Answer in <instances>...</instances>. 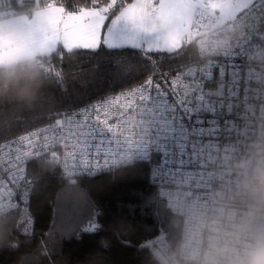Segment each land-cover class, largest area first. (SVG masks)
I'll return each instance as SVG.
<instances>
[{"label": "snow or ice", "instance_id": "obj_1", "mask_svg": "<svg viewBox=\"0 0 264 264\" xmlns=\"http://www.w3.org/2000/svg\"><path fill=\"white\" fill-rule=\"evenodd\" d=\"M6 3L0 0V20L21 12L33 13V19L27 38L0 32V58L10 59L31 45L44 59L47 78L52 75L47 61L58 49L119 53L110 73L114 78L121 77L131 59H137L143 69L142 78L118 94L99 95L78 111L57 113L63 119L55 120L52 144H36L26 135L19 139L27 141V151L14 147L16 141L0 147V152L7 149L0 157V184L9 191L10 204H16L15 208L0 207V217L14 222L15 233L28 235L27 221L17 219L16 214L35 183L29 165L61 168L64 178L75 183L78 174L151 163L154 181L181 177L199 187L203 170L183 162L191 161L197 152L205 155L207 149L239 135L242 127L250 126L249 121L264 116V0H107L103 4L90 0L88 7L72 6L67 0L59 4L51 0L43 7L40 0H33L32 7L18 0L19 8L4 10ZM242 12L255 15L259 23H227L236 21ZM211 23L236 31L229 48L214 55L197 52L192 59L161 71L160 57L182 58L193 37ZM60 146L63 154L56 151ZM77 146L86 162L69 168L68 157L76 158L70 149ZM101 214L93 208L82 230L99 231ZM43 252L38 248L36 254Z\"/></svg>", "mask_w": 264, "mask_h": 264}, {"label": "trees", "instance_id": "obj_2", "mask_svg": "<svg viewBox=\"0 0 264 264\" xmlns=\"http://www.w3.org/2000/svg\"><path fill=\"white\" fill-rule=\"evenodd\" d=\"M47 2L51 0H40V6ZM56 2L59 4L60 0ZM67 2L76 7L90 6V0ZM106 2L101 0L102 4ZM25 4L31 5L28 0ZM8 7L19 8L18 0H7L3 8ZM108 51L74 49L68 53L58 49L47 61L52 75L47 78L40 103L31 110L14 112L11 123L0 127V140L57 119L59 112L72 111L99 95L127 88L142 78L143 69L137 59L130 60L120 78L112 77L110 73L120 54ZM183 52L182 58L160 57L161 71L197 54L191 45ZM0 109L14 111L10 103L0 105ZM29 168L34 170L35 179L28 201L34 219L33 231L27 236L15 233L14 222L0 217V234L5 237V243L0 246V264H149L147 239L165 231L172 242L180 231V217L156 196L149 163L82 175L75 178V183L62 177L59 168L41 169L35 165ZM93 208L102 213L97 218L102 228L96 232L84 231ZM10 242L19 243V247L13 248ZM38 248L44 249L40 255L36 254Z\"/></svg>", "mask_w": 264, "mask_h": 264}, {"label": "clouds", "instance_id": "obj_3", "mask_svg": "<svg viewBox=\"0 0 264 264\" xmlns=\"http://www.w3.org/2000/svg\"><path fill=\"white\" fill-rule=\"evenodd\" d=\"M33 13H19L0 20V32L27 38ZM236 31L219 23L206 25L191 40L204 55L218 54L235 41ZM48 83L43 58L31 45L0 58V127L11 123L12 114L35 108ZM236 178L214 202L191 211L176 238L164 247H148L149 264H264V137L254 142L247 159L239 162ZM5 237L0 234V246ZM16 245L10 242V246Z\"/></svg>", "mask_w": 264, "mask_h": 264}, {"label": "built area", "instance_id": "obj_4", "mask_svg": "<svg viewBox=\"0 0 264 264\" xmlns=\"http://www.w3.org/2000/svg\"><path fill=\"white\" fill-rule=\"evenodd\" d=\"M28 1L31 5H35L33 0ZM252 22L259 23L255 15L251 13L245 15L242 12L237 14L236 21L227 23L229 25H241L250 24ZM205 23H207V21H205ZM172 75H174V73H169L170 77ZM121 90L122 89H119L106 96H113L118 94ZM95 100L89 102L88 104L95 102ZM88 104L82 105L72 111H68V113L78 111ZM94 118L95 117L93 115V119ZM57 119H63V117L60 116ZM55 120L56 119L35 125L10 137L2 139L0 140V147H3L6 142L16 141L14 147L19 148L21 151H27L29 150L27 141H21L19 139L20 137L26 135H28L29 139H31L36 144H52L54 142L53 137L56 134L53 131ZM109 122L113 123L114 121L110 120ZM249 124V127L241 128L239 135H234L232 139L217 147L207 149L205 151V155H201L200 152H197L191 161L183 162L184 165H188L189 163L199 165L200 169L198 170H203L204 177L199 187L194 184L184 182L183 178L181 177H168L156 179L154 181L153 173L155 171V166L149 163L150 179L151 182H153L156 186V196L157 198L164 201L169 211L180 217V230L185 223L186 217L191 211L211 205L214 202V198L217 193L228 190L229 186L236 178V172L234 171L235 166L239 162L247 159L251 145L259 138L264 137V116H258L254 122L249 121ZM32 133H35V135H30ZM79 148L80 146H77L75 149H70V151H74L76 153V158L73 160L71 156L68 157L67 163L69 168H71L74 164L83 166V164L86 162V158L79 155ZM6 150L7 149L5 148L3 152H0V157L4 156V152H6ZM56 151L60 154H63L64 149L62 146H60L56 148ZM154 159H158V157H154ZM112 169L114 168H104L103 170ZM188 171H192V169H188ZM59 173L62 177H64L61 168H59ZM82 175L90 174H78L75 178ZM31 186L32 184L27 190L25 206H22L19 212L16 214L17 219L21 221H27L26 229L28 234L33 231L34 227L33 215L28 208ZM11 200L12 198L9 196V191L6 190L4 185L0 184V207L7 208L11 206L15 208L16 204L14 202L10 204ZM168 243L170 242L165 231H159L146 241V245L148 247H164Z\"/></svg>", "mask_w": 264, "mask_h": 264}, {"label": "rangeland", "instance_id": "obj_5", "mask_svg": "<svg viewBox=\"0 0 264 264\" xmlns=\"http://www.w3.org/2000/svg\"><path fill=\"white\" fill-rule=\"evenodd\" d=\"M128 3H131V2H133V0H129V1H127ZM41 7V6H40ZM43 7V6H42Z\"/></svg>", "mask_w": 264, "mask_h": 264}]
</instances>
